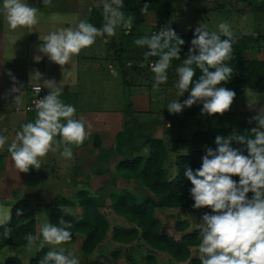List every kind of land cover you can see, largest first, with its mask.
<instances>
[{
	"label": "rangeland",
	"instance_id": "1",
	"mask_svg": "<svg viewBox=\"0 0 264 264\" xmlns=\"http://www.w3.org/2000/svg\"><path fill=\"white\" fill-rule=\"evenodd\" d=\"M170 1L174 9L171 14L142 15L141 12H129L134 16V25L130 33L133 37L130 36L132 41L130 38L129 43L133 42V38L135 40L151 35L164 26H170L177 34L193 33L200 23L206 24L209 31H218V25L227 22L234 35H264V14L245 11L248 8L245 3L231 2V0ZM2 2L3 0H0V5ZM27 3L40 10L39 24L32 31L7 29L6 19L0 13V72L4 85L0 95L2 93V98L5 99V109L0 115V130L7 133L9 142L11 137H15L16 133L13 132L15 128L20 129L21 125L35 118V114L22 112L25 98L19 108L12 103L9 89L13 87V81L6 73L10 70L24 89L39 85L38 81L31 79L38 71L42 74V79L55 80L60 84L62 89L60 99L64 103L73 105L76 100V116L85 124L86 138L85 144L78 152L72 150L73 158L70 161H65L59 151L49 152L43 158L40 169H30L24 177L21 174L12 176L8 173L6 176H1L0 207H9L20 198L29 199L34 204L33 219L36 232L37 225L47 218L50 204L55 197H62L73 203V206L62 209L64 214L80 217V209L76 205L78 200L76 193L81 191L86 197H93L95 204L102 205L100 213L109 227L103 241L89 256H83L80 252L82 234H76L73 242L64 245L79 255L81 264H194V261H198L199 264V260L194 256L195 248L191 249L186 260L176 262L166 253L150 249L140 239L127 244L113 243L110 240L111 229L130 225L112 212L109 197L117 195L121 190L132 193L136 202L152 195L136 178L127 179L123 171L116 169L115 165L120 160L117 156L112 155L105 166L90 165L89 163L97 157V151L91 147L92 137L98 136L103 149L113 146L115 134L120 131L123 123L126 103L130 102L129 119L150 127L152 138L164 142L168 157L163 169L166 180L170 181L176 177L177 170L174 166L176 156L185 155L198 147L191 142V136L195 131L236 127L246 118L245 114H255L246 107L249 90L262 93L252 89L242 90L230 109L225 112L226 115L215 124L204 122L203 115L187 112V108L179 114H170L166 108L167 104L176 99L182 102L188 95L185 93L178 98L176 94L177 65L169 68L168 80L160 86V90L153 91V74L149 69V64L153 60L149 58L145 61L146 49L137 47L134 42L129 53H121L119 50L121 36L126 34L120 30L113 38V44H110L109 40L105 42L103 38H98L90 48L83 49L74 57L73 62L64 65V70L72 73V76L64 79L66 73L61 70V66L50 62L46 56L39 62L34 59V56L40 55L37 52L39 37L50 31L74 26L80 20H87L90 8L96 6L97 0H52L48 7H44L41 0H27ZM246 57L261 59L262 55L257 47H254L247 52ZM113 69L118 73L117 76H113ZM43 89L47 94V89ZM193 106L200 107L201 112L202 104ZM258 106H263L262 95ZM14 108L19 111L14 112ZM135 144L138 142L135 141ZM140 154L145 155L146 148L141 149ZM75 156H79L84 165L77 168L79 176L73 182H68L64 172L73 164ZM8 191L11 193L8 196L4 195ZM203 214V211L184 209L155 211V216L160 221V232L176 240L181 235L195 230L194 225L199 223ZM176 223H185L187 228L176 232L174 229ZM35 252H26L24 246L8 250L3 248L2 251L0 250V264L8 256L17 257L20 264H28V259Z\"/></svg>",
	"mask_w": 264,
	"mask_h": 264
},
{
	"label": "clouds",
	"instance_id": "2",
	"mask_svg": "<svg viewBox=\"0 0 264 264\" xmlns=\"http://www.w3.org/2000/svg\"><path fill=\"white\" fill-rule=\"evenodd\" d=\"M41 2L48 7L52 0ZM96 6L102 15L99 27L80 20L74 26L50 31L39 37L37 52L40 55L34 59L39 62L46 56L50 62L61 66L66 73L64 79H67L72 73L63 66L73 62L74 57L90 48L98 38L108 42L118 30L123 34L131 33L134 16L123 11L124 0H97ZM140 11L142 15L147 14L148 3H144ZM0 13L11 31H32L39 24L40 10L27 0H3ZM235 39L227 22H221L218 31H209L206 24L200 23L193 31L183 60L180 53L185 41L170 26L136 38L134 43L146 49L145 61L155 58L149 64L153 91H159L167 82L173 61H181L175 69L176 94L178 98L185 93L188 95L182 102L176 99L167 104L170 114H179L199 103L202 104L201 115L212 116L228 111L236 95L234 90L223 86L234 73L230 62ZM197 70L200 75L194 80ZM6 74L13 81V87L9 89L12 103L19 108L24 101L23 85L10 70ZM112 74L118 75L115 69ZM31 79L39 82L38 90L47 89V94L35 102L34 120L21 125L10 143L7 133L0 130V150L7 145V152L20 173L40 169L49 152L59 151L65 161H70L72 146L81 145L86 138L84 122L74 118L75 107L60 99V84L42 79L38 71ZM261 95L251 90L247 95L246 107L255 113L248 122L255 126L245 132L234 129L227 136L217 135L214 148L205 146L200 167L195 170L188 167L184 171L191 185L188 192L193 201L192 208L210 209V213H204L194 225L199 240L194 256L199 264H264V106H258ZM15 215L23 216L24 210L16 209ZM11 220L12 208L0 207V227L4 228L2 236L6 239L11 238V231L6 227ZM72 228L73 224L63 218L56 223L45 218L37 225L35 233L24 235V250L31 253L48 248L37 264H81L79 255L64 247L72 240Z\"/></svg>",
	"mask_w": 264,
	"mask_h": 264
},
{
	"label": "trees",
	"instance_id": "3",
	"mask_svg": "<svg viewBox=\"0 0 264 264\" xmlns=\"http://www.w3.org/2000/svg\"><path fill=\"white\" fill-rule=\"evenodd\" d=\"M231 2L245 3L249 12L264 14V0H231ZM144 3H148L149 5L148 13L171 14L174 11L170 0H124L123 11L125 13L141 12L140 9ZM87 21L99 27L102 23L101 9L97 6L91 7ZM177 35L185 41L184 45L181 46L180 53L181 60H183L190 47L193 33ZM130 36L132 35L126 34L121 36L122 41L119 44V50L123 54L129 53L133 45L134 38L133 42L129 43ZM234 36L236 39L233 44V59L230 62L234 68V73L231 80L223 86L235 91L234 101L244 89L260 91L263 96L264 106V35ZM109 42L113 44V37L109 39ZM254 47H257L262 55L261 59L246 57L247 52ZM117 59H120V57H117ZM151 59L154 60L155 58ZM180 63L181 61H173L172 65L176 66ZM199 75L200 73L197 70L194 80ZM130 109L131 104L128 102L123 113V123L121 124L120 131L115 134L113 146L103 149L97 135L92 137L91 146L97 151L96 161L99 167L107 165L112 155L119 157L120 160L115 165L116 169L123 171L127 179L136 178L139 184L152 197H147L140 202H136L134 195L126 190H121L117 195L109 197L112 212L130 225L128 227L111 229L110 240L113 243L127 244L135 239H140L150 249L166 253L176 262H183L189 257L191 249L195 248V245L199 243L197 230L187 232L176 240L172 236L160 232V221L155 216V211L158 209L196 210L192 208L193 201L188 192L191 185L184 176L185 169L190 167L195 170L200 167L205 146L214 148V139L217 135L227 136L234 129L245 132L255 126L248 122L253 114H245L244 117L246 118L234 128H213L195 131L191 136V142L198 147L190 150L185 155L176 156L174 166L178 170V174L175 178L168 181L165 178L163 169V165L168 157V150L164 142L161 139L152 138L150 127L138 124L134 119L130 120ZM186 110L187 112L201 115L199 108L196 106H192ZM225 115L226 113L212 116L205 114L203 118L204 122L215 124ZM144 128L146 129L144 130ZM135 141L138 144H135ZM234 147L242 148L243 146L234 145ZM143 148H146L145 155L140 154ZM1 168L2 155H0ZM233 179L238 180V177H233ZM76 197L78 198L76 205L80 209V217L76 218L64 214L62 209L73 206V203L62 197H55L50 204L47 219L52 223H56L60 218L70 221L73 224L71 242H73L76 234H82L83 239L80 244V252L83 256H89L95 247L103 241L109 227L107 221L100 213L102 205L95 204L93 197H86V194L81 191L76 193ZM9 207L12 208V220L6 227L11 231V238H4L2 236L4 228L0 227L1 251L3 248H7L8 250L24 246V235L29 232L35 233L33 219L34 205L32 202L27 198H20L15 200ZM16 209H23L24 215L16 217ZM198 210L210 213V209L207 208ZM186 226L185 223H176L174 229L176 232H181L187 228ZM46 251H48L47 248L42 251H36L28 259V264H37V261L40 260ZM193 263L198 264V261H194ZM2 264H20V260L17 257L8 256L2 261Z\"/></svg>",
	"mask_w": 264,
	"mask_h": 264
},
{
	"label": "crops",
	"instance_id": "4",
	"mask_svg": "<svg viewBox=\"0 0 264 264\" xmlns=\"http://www.w3.org/2000/svg\"><path fill=\"white\" fill-rule=\"evenodd\" d=\"M245 11H249L248 8ZM7 29H9V27H7ZM256 35V34H255ZM114 38V37H113ZM118 67V66H117ZM111 70V69H110ZM37 85V84H36ZM4 85H3V81H2V77H1V72H0V90L3 89ZM30 87V86H29ZM28 88H24V98H25V102L24 105L26 103V93H27ZM42 92H43V96L46 95L45 90L42 88ZM2 93L0 95V115L2 114V112L4 111V103H5V99L4 97L2 98ZM12 97V94L11 96ZM77 98V97H76ZM76 102V100H75ZM75 102L73 104V106L76 108L75 106ZM24 107V106H23ZM198 107V106H197ZM200 108V107H198ZM15 109V108H14ZM23 109V108H22ZM21 109V110H22ZM19 111V109H18ZM14 112H17L16 110ZM23 112V111H22ZM24 114H27L25 112H23ZM31 114H35V113H31ZM95 116H97L98 114H93ZM76 119H81L78 116H75ZM20 129L15 128V130L13 131L14 133H16L17 131H19ZM12 139H14L13 137L10 138L9 143L12 141ZM85 144V141L79 145V146H72V150H74L75 152H78V150H80L82 147V145ZM92 147V146H91ZM96 151V150H95ZM77 154V153H76ZM0 155H2V168L0 169V177L1 176H6V173H8L9 175L15 176V175H19L21 174L22 177H24L25 173H20L18 172L17 169H15L14 164L11 160V156L10 154L7 152V145L5 146V148L2 150V152L0 153ZM79 157V156H78ZM77 156H75V160L73 161V164L68 168L67 171L64 172V174L66 175V179L68 182H73L78 176V171L77 168H81L83 167L84 163L82 161H80V157L78 158ZM76 163H78L76 165ZM92 166H97L98 162L96 161V158L94 159V161H92V163H89ZM89 165V166H90ZM82 173V172H81ZM105 173H107V171L105 170ZM97 174V173H96ZM11 192H5L4 195L8 196ZM52 203V202H51ZM33 204V203H32ZM34 205V204H33ZM64 210V209H63Z\"/></svg>",
	"mask_w": 264,
	"mask_h": 264
},
{
	"label": "built area",
	"instance_id": "5",
	"mask_svg": "<svg viewBox=\"0 0 264 264\" xmlns=\"http://www.w3.org/2000/svg\"><path fill=\"white\" fill-rule=\"evenodd\" d=\"M40 88L39 85H32L28 88L26 93V103L22 109L25 113H35V102L40 98L43 97L42 89L38 90ZM18 111V109H15Z\"/></svg>",
	"mask_w": 264,
	"mask_h": 264
}]
</instances>
